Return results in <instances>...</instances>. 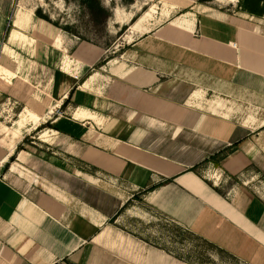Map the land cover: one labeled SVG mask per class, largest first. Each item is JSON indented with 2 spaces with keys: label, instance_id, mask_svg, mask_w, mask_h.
I'll return each mask as SVG.
<instances>
[{
  "label": "crops",
  "instance_id": "obj_1",
  "mask_svg": "<svg viewBox=\"0 0 264 264\" xmlns=\"http://www.w3.org/2000/svg\"><path fill=\"white\" fill-rule=\"evenodd\" d=\"M0 37L30 47L46 85L34 114L0 121V264H191L112 223L131 198L264 264V0L234 14L187 7L100 67L105 47L4 0ZM24 76L5 77L0 96ZM39 124L33 151L18 149Z\"/></svg>",
  "mask_w": 264,
  "mask_h": 264
},
{
  "label": "rangeland",
  "instance_id": "obj_2",
  "mask_svg": "<svg viewBox=\"0 0 264 264\" xmlns=\"http://www.w3.org/2000/svg\"><path fill=\"white\" fill-rule=\"evenodd\" d=\"M4 2L11 3L12 7L15 5L18 9L31 10L35 16L38 10L46 19H43L44 21L58 28L64 35L105 47L106 57L99 62V67L109 58L117 56L134 37L179 14L187 7L215 8L231 14L240 12L243 8L250 10L258 8V0H4ZM131 25L135 30L130 28ZM4 41L5 39L0 37V88L4 89L5 77L9 81L11 77L18 79L16 75L31 73L34 76L30 78L29 75L24 76V83L14 82L17 84L14 96L9 95L7 99L4 95L0 96V121L13 129L26 108L34 114L33 111H36L37 107L33 100L43 96L46 85L38 80L36 74L40 72L27 60L30 47L15 46L14 50L18 53L16 55L12 49L15 38L10 39L11 44L3 46ZM13 56L15 58H12ZM9 58L11 61H8ZM27 96L30 98L32 96L31 100L24 101ZM41 125L23 131L25 136L20 147L33 151L32 142L38 143L37 136L43 130L40 129ZM221 159V154L217 155L214 164ZM206 168V165L202 164L198 172L209 178L210 173L213 175L214 171L207 173ZM202 171L204 173H201ZM239 179L243 180V176L242 179L240 177L227 185L236 184ZM257 182L255 179L252 184L255 185ZM226 188L227 186H221L222 191ZM91 196L94 204L103 202L104 206L107 205L99 190H94ZM125 204L112 219V223L134 237L162 248L191 264H241L164 216L151 211L137 198H131Z\"/></svg>",
  "mask_w": 264,
  "mask_h": 264
},
{
  "label": "trees",
  "instance_id": "obj_3",
  "mask_svg": "<svg viewBox=\"0 0 264 264\" xmlns=\"http://www.w3.org/2000/svg\"><path fill=\"white\" fill-rule=\"evenodd\" d=\"M35 14H36V16L39 17V18L45 19L44 16L40 13V11L37 10V11L35 12ZM45 20H46V19H45ZM47 126H48V125H47ZM19 148H21V147L18 146V149H19ZM229 152H230V149H225L224 151H222V152L220 153V154H221V158H223V157H224L227 153H229ZM216 158H217V156H215V157H211V160H215ZM215 161H216V160H215ZM194 169H195V167L192 168L191 170H194ZM125 205H126V204H124V206H125ZM124 206H123V207H124ZM123 207H122V208H123ZM208 244H210V243H208ZM210 245L213 246L212 244H210ZM213 247H214V246H213ZM215 248H216V247H215ZM216 249H217V248H216ZM218 250H219V249H218ZM219 251L222 252L221 250H219Z\"/></svg>",
  "mask_w": 264,
  "mask_h": 264
},
{
  "label": "bare ground",
  "instance_id": "obj_4",
  "mask_svg": "<svg viewBox=\"0 0 264 264\" xmlns=\"http://www.w3.org/2000/svg\"><path fill=\"white\" fill-rule=\"evenodd\" d=\"M115 13H116V11H115ZM118 14H119V13H118ZM117 16H118V15H117ZM41 137H42V139H46L44 134H43Z\"/></svg>",
  "mask_w": 264,
  "mask_h": 264
}]
</instances>
